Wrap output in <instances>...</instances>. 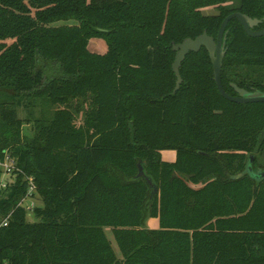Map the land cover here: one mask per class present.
Instances as JSON below:
<instances>
[{
	"label": "trees",
	"instance_id": "16d2710c",
	"mask_svg": "<svg viewBox=\"0 0 264 264\" xmlns=\"http://www.w3.org/2000/svg\"><path fill=\"white\" fill-rule=\"evenodd\" d=\"M234 12L264 28V0H0V160L22 171L0 192V264H264V178L247 172L250 156L264 171V103L222 98L204 47L173 94L172 46L215 39ZM226 30L224 91L264 93V37L236 19ZM37 106L24 137L17 108ZM25 177L35 222L17 207Z\"/></svg>",
	"mask_w": 264,
	"mask_h": 264
},
{
	"label": "water",
	"instance_id": "95a60500",
	"mask_svg": "<svg viewBox=\"0 0 264 264\" xmlns=\"http://www.w3.org/2000/svg\"><path fill=\"white\" fill-rule=\"evenodd\" d=\"M233 19L238 20V22L243 27L248 37L251 38L264 37V28L258 31L253 30L261 23L260 20L256 18H250L239 12H234L229 14L223 19L215 39L211 36H208L206 32H203L195 39L187 38L182 43L178 45H173L172 51L175 53V59L172 64L171 70L176 78L173 94L179 89L180 84L182 83V78L179 70L185 57L189 53L199 52V50L202 47H204L209 55V59L213 67V81L222 98L236 104L264 103V93L249 92L247 90L239 88L235 84H231V87L234 90V93L236 94L235 96L229 95L223 89L221 83V69H222V61L226 53L225 43L228 33V31L226 30V26ZM252 160L253 158L252 156H250L247 165V172L255 179L264 178V171L256 174L252 172L250 168V164L252 163ZM142 164L143 163L138 164V172L136 177L145 180L146 184L151 190V197H152L157 192V187L153 183V181L145 174Z\"/></svg>",
	"mask_w": 264,
	"mask_h": 264
},
{
	"label": "rangeland",
	"instance_id": "374dc122",
	"mask_svg": "<svg viewBox=\"0 0 264 264\" xmlns=\"http://www.w3.org/2000/svg\"><path fill=\"white\" fill-rule=\"evenodd\" d=\"M205 13L210 14L213 13V10H205ZM66 24H74L73 22H68ZM88 47L90 51L97 52V53H104L107 50V44L105 40L102 38H92L89 43ZM52 109V108H51ZM51 111V110H50ZM17 116L19 119L22 120V128L21 133L24 137H31L33 135V121L41 116V108L39 106L26 109L23 107L17 108ZM161 160L164 162L171 163L175 160V151L171 149H166L160 152ZM3 179H9V176L3 175ZM36 207H41L42 202L40 196L36 195L35 201ZM34 212L27 213L26 219L28 222H35V216L33 215ZM150 230H158L159 229V219L158 218H150L145 225ZM105 235L109 240L112 250L114 251L115 255L118 259L121 258V254L118 248V245L114 239L112 230L110 228H104Z\"/></svg>",
	"mask_w": 264,
	"mask_h": 264
},
{
	"label": "built area",
	"instance_id": "2783aa9c",
	"mask_svg": "<svg viewBox=\"0 0 264 264\" xmlns=\"http://www.w3.org/2000/svg\"><path fill=\"white\" fill-rule=\"evenodd\" d=\"M18 174H22V171L16 166V161L9 153H5L4 159L0 160V192L6 191L12 183L15 182V178ZM3 175L9 176V179H3ZM27 182V192L24 197L20 199L17 207L22 208L26 213L33 212L36 208V187L32 178L25 177ZM11 218V213L0 221V228L7 226Z\"/></svg>",
	"mask_w": 264,
	"mask_h": 264
}]
</instances>
